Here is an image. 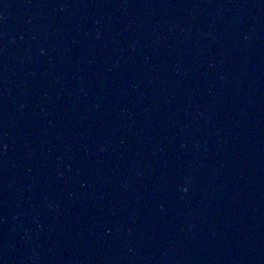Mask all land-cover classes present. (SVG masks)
<instances>
[{
  "label": "water",
  "instance_id": "water-1",
  "mask_svg": "<svg viewBox=\"0 0 264 264\" xmlns=\"http://www.w3.org/2000/svg\"><path fill=\"white\" fill-rule=\"evenodd\" d=\"M0 264H264V0H0Z\"/></svg>",
  "mask_w": 264,
  "mask_h": 264
}]
</instances>
